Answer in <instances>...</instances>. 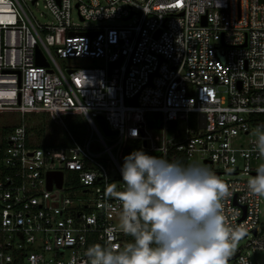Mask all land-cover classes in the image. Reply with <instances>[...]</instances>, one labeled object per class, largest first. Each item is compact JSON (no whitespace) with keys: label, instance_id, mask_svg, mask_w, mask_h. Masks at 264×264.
I'll return each instance as SVG.
<instances>
[{"label":"built area","instance_id":"2783aa9c","mask_svg":"<svg viewBox=\"0 0 264 264\" xmlns=\"http://www.w3.org/2000/svg\"><path fill=\"white\" fill-rule=\"evenodd\" d=\"M41 1L45 22L0 0V112L20 115L0 140V264H88L91 245L131 242L120 227L125 140L170 162L218 165L229 224L250 235L229 262L251 264L264 249V197L247 188L264 163L254 135L264 126V0ZM68 59L94 64L62 69ZM41 114L64 128L81 116L84 140L32 142L27 116ZM49 172L62 174L60 187L48 188Z\"/></svg>","mask_w":264,"mask_h":264},{"label":"clouds","instance_id":"9594fccd","mask_svg":"<svg viewBox=\"0 0 264 264\" xmlns=\"http://www.w3.org/2000/svg\"><path fill=\"white\" fill-rule=\"evenodd\" d=\"M254 135L264 158V126ZM123 159L120 227L132 241L122 248L91 245L88 264H229L245 230L225 215L228 184L197 162H170L142 149ZM247 188L264 197V163Z\"/></svg>","mask_w":264,"mask_h":264},{"label":"rangeland","instance_id":"374dc122","mask_svg":"<svg viewBox=\"0 0 264 264\" xmlns=\"http://www.w3.org/2000/svg\"><path fill=\"white\" fill-rule=\"evenodd\" d=\"M22 6L27 11V13L35 18L39 22H45L48 20L49 17H47L45 9L43 8V3L41 0L38 1L37 4L31 3L30 0H20ZM71 19L74 23H79L77 14L73 10L71 14ZM114 24H121L123 22L121 21H114ZM92 22H88L87 25H92ZM79 25H82V23H79ZM58 64L62 69H65L67 66H89L93 65L94 61L92 60H84V59H68L63 61H58ZM28 123L32 126L31 131V141L32 142H43V143H58L61 141V135H63L64 127H61L53 121L50 120L49 117L45 116H39V115H33V116H27ZM97 127L99 128L100 132L104 137L106 138V142L108 144L112 143L110 140L113 139V137H108L105 134V131L103 130L102 123L98 119H94ZM20 122V115L15 112H0V140L10 132L13 125H16ZM181 127H184L182 125ZM91 134L88 131V136ZM96 134H92V148L96 149L98 148V144L96 142ZM100 148H98L99 150ZM113 152H116V149H112ZM197 162L198 164L210 169L212 172L215 170H220L221 168L218 167L216 164H204L200 160H190L189 164ZM241 177H245V175H240ZM222 180L227 178V175H222L220 177ZM250 238V235L247 237V239L244 237L239 241L238 249H243L244 244L246 241ZM250 262L251 264H264V249L263 250H256L254 253H250ZM230 264V262H229Z\"/></svg>","mask_w":264,"mask_h":264},{"label":"trees","instance_id":"16d2710c","mask_svg":"<svg viewBox=\"0 0 264 264\" xmlns=\"http://www.w3.org/2000/svg\"><path fill=\"white\" fill-rule=\"evenodd\" d=\"M39 116L47 117L44 114H41ZM153 117H155V120H157L158 115H154L153 113H150L147 115V123H148V126L150 128H153L154 126H157V124H158V121H153ZM64 122H65V128L66 129L64 128L63 135H61V141L58 143H49V144H55V145L56 144H62L64 146L71 145V140L68 136V132L70 134H72V136L75 138V140L77 142H79V143L82 142L84 140L85 133H86V125L84 123L83 118L81 116H68V117H64ZM32 129L33 128L31 126L29 131H32ZM141 149L149 155L159 156V154L156 152H152V151H148L146 149H143L141 147L140 142L137 140H125L122 144L120 151H119V157H120L121 165L123 164V162H124L123 158L126 155L130 154L131 152H133L135 150H141ZM181 163L185 165L184 161H181Z\"/></svg>","mask_w":264,"mask_h":264},{"label":"water","instance_id":"95a60500","mask_svg":"<svg viewBox=\"0 0 264 264\" xmlns=\"http://www.w3.org/2000/svg\"><path fill=\"white\" fill-rule=\"evenodd\" d=\"M36 64L42 66L47 65L46 60L40 55L39 49H36ZM198 118H199L198 127L203 128L205 126V115L203 113H199ZM215 174L219 176L218 172H215ZM47 180H48V188L51 187V183L53 180L56 182L57 186L60 187L62 181V174L60 172H49L47 174ZM235 256L236 255L232 256L230 260L233 259Z\"/></svg>","mask_w":264,"mask_h":264}]
</instances>
